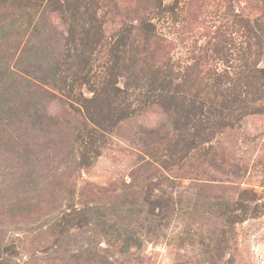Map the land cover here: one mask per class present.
Instances as JSON below:
<instances>
[{
	"label": "rangeland",
	"instance_id": "1",
	"mask_svg": "<svg viewBox=\"0 0 264 264\" xmlns=\"http://www.w3.org/2000/svg\"><path fill=\"white\" fill-rule=\"evenodd\" d=\"M0 264H264V0H0Z\"/></svg>",
	"mask_w": 264,
	"mask_h": 264
}]
</instances>
